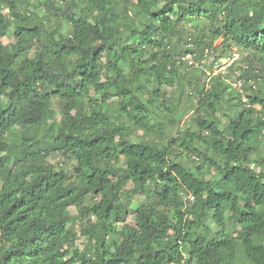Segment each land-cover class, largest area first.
I'll use <instances>...</instances> for the list:
<instances>
[{
  "label": "trees",
  "instance_id": "1",
  "mask_svg": "<svg viewBox=\"0 0 264 264\" xmlns=\"http://www.w3.org/2000/svg\"><path fill=\"white\" fill-rule=\"evenodd\" d=\"M60 1L0 0V264H264V88L178 62H264V0Z\"/></svg>",
  "mask_w": 264,
  "mask_h": 264
},
{
  "label": "rangeland",
  "instance_id": "2",
  "mask_svg": "<svg viewBox=\"0 0 264 264\" xmlns=\"http://www.w3.org/2000/svg\"><path fill=\"white\" fill-rule=\"evenodd\" d=\"M62 1V0H61ZM61 1H60V3H61ZM67 1H72V0H67ZM75 1H77V0H75ZM63 3V4H62ZM60 5L61 6H64V5H67V3H65V1H63ZM5 12H7V11H5ZM182 25L184 26V23H182ZM188 26H186V27H188V28H190L191 29V31L194 33V31H195V27H193V25L192 24H187ZM48 26H51V28H54V22L52 21V22H50L49 24H48ZM197 27H198V29H200V30H203V28H205V23H204V19L203 18H200L199 19V21L197 22ZM191 36L189 35V36H186L185 38H183V40L181 41V43H180V45H182L183 47H185V45H186V40H189V38H190ZM222 40H223V38L222 37H220V38H218L217 40H215V46H219L220 44H221V42H222ZM3 41H4V43H6V44H9V43H12V42H14L15 41V39H14V36H13V30L11 29L10 30V32H9V34L7 35V36H5L4 38H3ZM233 49H237V48H233ZM212 50V52H211V54L207 57V62H206V64L204 65L205 67H207V68H209L210 67V62H212L213 60H215V59H218V56L220 55V51L219 50H217V51H215V50H213V49H211ZM239 52H240V54H241V61H239L237 64H236V66H235V71H234V73H233V75H238V74H242V71L244 70V69H246L245 68V66H248V65H250V67L254 70V69H259V70H261V73H260V75L263 77L262 79H260L259 80V82H258V89L259 88H264V62H263V58H261L260 56H253V55H250V52L249 51H242V50H239V49H237ZM250 55V57L248 58V56ZM199 57V56H198ZM203 57H204V55H203ZM209 61V62H208ZM199 68H202V67H199ZM241 68V69H240ZM165 90L166 91H168L169 92V95L170 94H172L173 95V98L174 99H178V93L175 91V90H172V88L171 87H169V86H166L165 87ZM248 93H250V91H248ZM189 100V98L186 96V95H184L183 96V98L182 99H180V102H179V105H180V108H181V111L182 110H185V108L186 107H188L189 105H190V102L188 101ZM194 102H196V99L194 100ZM193 102V103H194ZM53 106H54V108H55V110H56V112L60 115V109H61V106L59 105V103H58V100L57 99H55L54 98V100H53ZM258 110H261L262 109V107H261V105H256L255 106ZM193 114V111H190L189 113H187L185 116H184V118L182 119V121H181V124L179 125V126H177V129L179 128L180 129V127H183V125H184V123L185 122H188L189 121V119H190V117H191V115ZM139 134L140 135H143L144 134V132L143 131H139ZM144 135H148L149 137L151 136V135H149V134H144ZM262 151V150H261ZM262 154H264V152L262 151L261 152V156H257V158H262L263 156H262ZM256 157V156H255ZM49 161L52 163V164H54L55 166H57V168L59 167V168H63V169H65V171L67 172V173H69V174H71L72 172H73V170H74V167H75V160H73V159H71L70 157H65L64 155H62V154H60V153H55V154H53L52 156H51V158L49 159ZM128 187H132V184L131 183H129L128 184ZM153 193V192H152ZM133 198H132V202H128V206H129V215H128V218H127V222L129 223V224H131V225H135L136 224V213H135V210H136V207H137V205H138V203H140V202H142L144 199H145V196H132ZM186 201H188V200H190L189 198H187V196H186V199H185ZM187 204V203H186ZM70 211L72 212V214L73 215H77L78 214V208L76 207V206H72L71 208H70ZM75 228L78 230V232H79V226L77 225V227H76V225H75ZM78 243H79V245H80V247L82 248V247H84V245L86 244V239H84V238H82V237H80V239H79V241H78Z\"/></svg>",
  "mask_w": 264,
  "mask_h": 264
},
{
  "label": "built area",
  "instance_id": "3",
  "mask_svg": "<svg viewBox=\"0 0 264 264\" xmlns=\"http://www.w3.org/2000/svg\"><path fill=\"white\" fill-rule=\"evenodd\" d=\"M62 2L63 1H61V3ZM194 48L195 44L189 38L185 45V51L182 53L181 57H178V62H185L189 66L205 68L204 65L207 62V57L212 52L211 48H206L204 50V57H198V54L193 51ZM239 61H241V54L237 49H233L229 54L210 62V68L207 69V74H229L231 68L235 66ZM245 68L252 71L251 76L240 77L241 74H232L231 78L229 79V83L233 90L238 91L241 94L242 102L249 105L248 91L252 92L258 90V82L263 77L260 75L261 70H253L250 65L245 66ZM187 198H189L191 201L194 200V197L192 195H187Z\"/></svg>",
  "mask_w": 264,
  "mask_h": 264
}]
</instances>
